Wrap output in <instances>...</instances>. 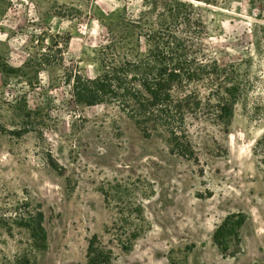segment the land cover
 <instances>
[{
  "label": "rangeland",
  "instance_id": "obj_1",
  "mask_svg": "<svg viewBox=\"0 0 264 264\" xmlns=\"http://www.w3.org/2000/svg\"><path fill=\"white\" fill-rule=\"evenodd\" d=\"M143 9V0H0V184L43 206L48 246L37 264H87L93 234L113 264H264V0L207 10L206 51L235 63L245 90L229 125L190 116L193 159L145 137L115 105L73 100V75L102 71L109 27L124 32ZM239 212L241 240L225 254L214 233ZM28 243L0 226V251Z\"/></svg>",
  "mask_w": 264,
  "mask_h": 264
},
{
  "label": "trees",
  "instance_id": "obj_2",
  "mask_svg": "<svg viewBox=\"0 0 264 264\" xmlns=\"http://www.w3.org/2000/svg\"><path fill=\"white\" fill-rule=\"evenodd\" d=\"M230 1L143 0L139 17L123 21L124 32L119 24L109 27L100 74L73 75L74 102L81 107L115 105L145 137H165L173 152L197 158L188 137L190 116L206 115L229 125L245 90L237 65L220 64L207 53L204 42L207 10ZM53 44L62 55L64 44L59 39ZM201 86L208 89L206 95ZM245 220L243 212L231 213L217 227L214 239L223 253H228L230 240L240 242ZM0 226L10 235L16 230L27 233L29 239L14 256L0 251V264H37V253L48 246L41 202L13 198L0 184ZM137 236L133 233L127 242L120 239L123 248L130 249L129 243ZM87 259V264H113V251L101 243L98 234L89 239Z\"/></svg>",
  "mask_w": 264,
  "mask_h": 264
}]
</instances>
